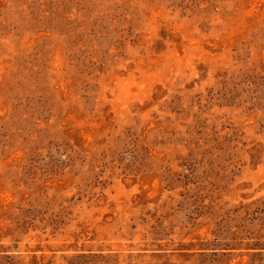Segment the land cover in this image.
I'll return each mask as SVG.
<instances>
[{
	"label": "rangeland",
	"instance_id": "rangeland-1",
	"mask_svg": "<svg viewBox=\"0 0 264 264\" xmlns=\"http://www.w3.org/2000/svg\"><path fill=\"white\" fill-rule=\"evenodd\" d=\"M0 264H264V0H0Z\"/></svg>",
	"mask_w": 264,
	"mask_h": 264
}]
</instances>
